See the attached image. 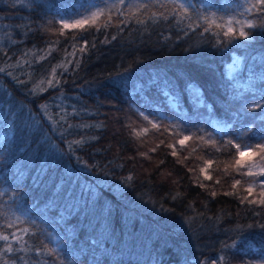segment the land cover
I'll use <instances>...</instances> for the list:
<instances>
[{
  "label": "trees",
  "instance_id": "trees-1",
  "mask_svg": "<svg viewBox=\"0 0 264 264\" xmlns=\"http://www.w3.org/2000/svg\"><path fill=\"white\" fill-rule=\"evenodd\" d=\"M108 1L0 0V68L12 73H0V233L32 234L0 264L264 258V205L244 200L259 199L246 189L264 175L230 166L235 144L264 142V111L253 108L264 105V28L229 42L215 27L149 18L165 11L156 0H126L107 26L105 15L60 29V16ZM192 4L228 18L245 0ZM145 116L160 127L137 136L127 121Z\"/></svg>",
  "mask_w": 264,
  "mask_h": 264
},
{
  "label": "snow or ice",
  "instance_id": "snow-or-ice-1",
  "mask_svg": "<svg viewBox=\"0 0 264 264\" xmlns=\"http://www.w3.org/2000/svg\"><path fill=\"white\" fill-rule=\"evenodd\" d=\"M156 3L159 5V7L164 8L165 11L161 12H153L151 13V16L149 18H162L167 20L169 16H171L173 19L177 21V23H183L185 20L189 21V23L186 25L189 29L192 28H203L204 32H210L213 31V27L217 30L215 34L217 36L223 35L224 37L229 38V42L236 39H244L248 40L250 38V32L246 31V29H253L257 27L264 28V0H245V4L242 6L243 10L240 11L237 15L230 16L228 19H225L224 17H217L215 13H212L211 15L205 14L200 9L195 8V6L192 4V0H166V2L161 3V0H156ZM127 3L126 0H117V3L113 4L111 7H107L105 9H97L95 12H91L89 16L76 20L72 23L61 21L63 29L68 28H84L86 24L88 25H95L97 23V20L101 16L106 15V22L104 26H107L108 23L111 22L112 14H118L120 16H124L125 12L127 10ZM149 5L147 4H140L137 6L136 11H141L146 8H148ZM113 9L115 10L113 13ZM257 13L260 14L259 19H248L247 17L250 15H256ZM135 13H133L134 15ZM126 21H121V23H124ZM138 23H144L143 20H137ZM62 34V32H61ZM83 51V49H81ZM19 65V62H17V66ZM0 73H5L8 76H11L12 73L7 71V68H0ZM55 73V69H53V74ZM18 83H23L22 81H19L17 79ZM49 86H54L53 81L51 79L48 80ZM254 109H261L264 111V105L261 104H254ZM63 119V117H62ZM145 120L148 118L145 116ZM150 124H152L153 128H159L160 126L157 124L152 123L149 121ZM71 127V125H70ZM144 132H147L148 129H143ZM137 136L140 135L139 132L136 133ZM191 139L189 136H184L183 139H180L178 142L181 145H184L186 141ZM198 139L204 141L203 137H198ZM207 142V141H204ZM75 143L79 144L81 141H75ZM231 141H229V144L231 145ZM234 147L237 149L238 155L240 159L235 160V164L240 167H245L246 162L244 161V156L247 154L249 156V159L259 156L261 161H264V142L258 143L255 146L252 145H244L243 150H241L240 144H235ZM253 147L257 151H253ZM152 151H155V149H152ZM173 155H176V152L174 151L172 153ZM210 166V165H209ZM256 167V165H253L252 167L248 168V171L246 172V175L248 176H256V175H264V167H260L259 171H253L252 168ZM201 173H205L206 170L204 168L200 169ZM130 179V178H129ZM205 179H211L210 176L205 175ZM255 183V182H254ZM240 184L239 180H236L235 184L233 185V188L236 187V185ZM202 187L204 185H201ZM260 192L258 194L259 199H252L248 200L247 197H244V200H247L249 204L253 203H259L261 205H264V181L260 182L259 185ZM249 195H252L254 188L250 184L248 188L246 189ZM231 194V193H226ZM213 196L216 195L215 192L212 193ZM243 202V201H242ZM6 227H13L11 223H8ZM264 227V225H262ZM17 231H20L22 235H17V233L14 231L10 234H4L0 233V241L5 242L3 247H0V258L6 257L7 253H13L17 249L13 248V241L16 243H20L23 241V235L29 234L27 228L24 229H17ZM11 237V239H10ZM225 247H234V245H225ZM43 249H37V252L42 251ZM49 254H52L54 250L47 249ZM4 264H16V261L14 259L10 260L5 258ZM212 264H217L216 261H213ZM221 264H224V258L221 257ZM260 264H264V260L260 261Z\"/></svg>",
  "mask_w": 264,
  "mask_h": 264
},
{
  "label": "rangeland",
  "instance_id": "rangeland-1",
  "mask_svg": "<svg viewBox=\"0 0 264 264\" xmlns=\"http://www.w3.org/2000/svg\"><path fill=\"white\" fill-rule=\"evenodd\" d=\"M253 2H254V0H253ZM113 4H115V1L114 0H110V1H108V2H106V3H104V4H91L90 5V7H89V9L87 10V11H85L84 13H82V14H80V15H78V16H75V17H67V16H60L59 17V26H60V29H63V27H62V23H61V21H64V22H68V23H72V22H74V21H76V20H79V19H82V18H85V17H87V16H89L90 15V13L91 12H95V11H97V9H105V8H107V7H111ZM233 16V15H232ZM230 17V16H229ZM228 17V18H229ZM228 18H225V19H228ZM248 19H251L250 17H247ZM248 29H246V31H247ZM251 36V35H250ZM147 120H143L142 122H139V121H136V120H133V121H127V126H128V123L129 122H131V126H132V129H134V130H136L137 132H144L143 131V129H145V128H147L148 129V131L149 130H151L153 127H150L151 126V124L150 123H146L147 125H144V123L146 122ZM155 129V128H154ZM153 129V130H154ZM180 139H183V137H180V138H178V141L180 140ZM187 142H189V140L188 141H186L185 143H187ZM241 150H243V148L241 149ZM253 151H257L256 149H255V147H253ZM236 159H240V157H239V155H238V152H237V154L234 156V161L236 160ZM244 161L246 162V166L245 167H240V166H238V165H236L235 163L234 164H230V166H231V168L232 169H234V171H237L239 174H246V172L248 171V168L249 167H252L253 165H256V167H254V168H252V170L253 171H256V172H258L259 171V168L260 167H264L263 166V161H261L260 160V157L259 156H255V157H253V158H251V159H249V156L246 154L245 156H244ZM201 168H204L205 170H206V172L205 173H202V175L205 177V175H208V176H210L211 177V181H213L214 183H218V184H221V182L219 181V179H218V176L216 177V175H215V173H214V170L215 169H213V170H209V172H208V170H207V168H206V165H205V167L201 164L200 166H199V168H198V172L199 173H201V171H200V169ZM193 170L195 171V169L193 168ZM252 177V179L253 178H255L256 176H251ZM205 180H210V179H205ZM255 182V183H254ZM260 182H262V180H257V181H252V186H253V188L255 187V186H258L259 185V183ZM259 187V186H258ZM259 192H260V187L259 188H254V191H253V193H252V195H255V194H259ZM246 196H248V192H247V195ZM257 198H259V196L257 197ZM55 240H56V237L54 238ZM261 260H264V258H261V259H258V260H256V261H251V263H249V264H260V261Z\"/></svg>",
  "mask_w": 264,
  "mask_h": 264
}]
</instances>
